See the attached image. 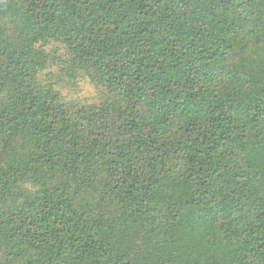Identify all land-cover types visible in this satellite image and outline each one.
I'll list each match as a JSON object with an SVG mask.
<instances>
[{
  "label": "trees",
  "instance_id": "16d2710c",
  "mask_svg": "<svg viewBox=\"0 0 264 264\" xmlns=\"http://www.w3.org/2000/svg\"><path fill=\"white\" fill-rule=\"evenodd\" d=\"M0 264H264V0H0Z\"/></svg>",
  "mask_w": 264,
  "mask_h": 264
},
{
  "label": "rangeland",
  "instance_id": "374dc122",
  "mask_svg": "<svg viewBox=\"0 0 264 264\" xmlns=\"http://www.w3.org/2000/svg\"><path fill=\"white\" fill-rule=\"evenodd\" d=\"M45 50L50 55H63L65 48L59 43H49L45 45ZM40 81L55 86L56 90L61 93L64 100L69 103H79L84 105L95 104L100 100L97 88L89 79L82 77L77 81H71L65 77L62 71L60 59H52L46 70L41 72Z\"/></svg>",
  "mask_w": 264,
  "mask_h": 264
}]
</instances>
